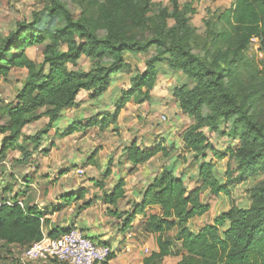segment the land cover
Segmentation results:
<instances>
[{"label": "trees", "instance_id": "16d2710c", "mask_svg": "<svg viewBox=\"0 0 264 264\" xmlns=\"http://www.w3.org/2000/svg\"><path fill=\"white\" fill-rule=\"evenodd\" d=\"M41 5L32 20L20 21L0 36V79H8L12 70L27 71L14 100L0 111V161L9 150L20 151L21 157L14 160L19 163H29L36 152L47 155L53 142L43 147V137L57 128L65 110L77 105L80 93L98 99L131 74L119 84L114 113L82 119L61 132L57 128L60 137L94 127L106 130L134 97L150 103L160 75L181 72L186 81L174 88V97L178 109L193 121L179 141L158 140L154 147L133 141L126 153L131 169H136L157 155L169 157L184 150L200 163L199 184L189 187L185 176L164 166L143 188L142 199L120 228L131 226L147 207L159 206V212L145 214L141 221L158 246L142 264H164L168 256L180 257L177 264H264V180L251 188L248 206L232 205L198 230L190 226L210 209L203 192L230 196L234 182L264 173V117L260 123L253 110L264 115V108H257L264 104V0H235L230 8L208 9L204 33L193 24L197 11L191 2L89 0L79 17L61 0ZM253 38L259 39L260 58L253 52ZM33 46L42 47L40 63L28 54ZM83 57L90 61L88 69L79 66ZM247 84L252 89L239 96L237 91ZM43 117L48 118L43 128L33 135L25 132ZM209 133L230 140V145L216 149ZM226 158L231 162L227 174L238 173L235 180L223 181L217 175L218 161ZM69 171L63 168L59 174ZM110 174L108 167L105 177ZM125 185L119 180L105 201L116 205L125 198ZM16 199L13 205L1 201L0 243L26 248L43 238L48 220L37 205L21 206ZM108 211L122 216L117 209ZM67 230H51L48 236ZM115 255L112 251L105 264Z\"/></svg>", "mask_w": 264, "mask_h": 264}, {"label": "rangeland", "instance_id": "374dc122", "mask_svg": "<svg viewBox=\"0 0 264 264\" xmlns=\"http://www.w3.org/2000/svg\"><path fill=\"white\" fill-rule=\"evenodd\" d=\"M49 1L50 0H0V36H6L10 30L15 28L18 22L23 21L25 19L32 20L33 13L42 9L41 4L49 3ZM61 1L63 2L64 5H67L71 9V11L74 13L76 17H79L83 13L84 5L89 0H61ZM197 1L199 4L198 6L199 10L197 11L196 15L193 16V24L196 25L201 30V33H204L205 27L203 23V17L206 15V12L209 8L216 9L218 7L217 0H197ZM56 24H57V20L55 21L54 25ZM259 47H260V43L258 39V41L256 40V44L253 43V52L256 53L258 58H260L261 56L260 53L258 52ZM28 54L36 63H40L43 61V50L41 46H33L32 48H29ZM131 59L133 62L135 61L134 58ZM142 59L143 57L141 58V60ZM90 65H91L90 61L85 57H83L79 62V66L84 69H88ZM26 75H27V71L25 69L24 70L18 69V70H12L8 79H0V111L9 102L14 100L17 92L21 88L22 81L24 80ZM130 76L131 74L129 73L125 74L121 79L115 82V84L108 90V92L103 97L97 99L96 103L98 104L96 106H100L97 109L105 112L102 115L112 114L115 112V103L118 99V96L121 95L119 84L120 82L129 80L128 78H130ZM184 81H186V78L181 72H174L171 70H167L166 75L159 76L155 90L152 93L150 103L144 102L145 105L143 106L140 105L139 107V103H141L140 101L142 100V97L136 96L133 99H131L129 103H127L128 107L126 108V110H122L119 113L116 124L109 126L106 131H100L94 129L92 133L85 135L81 134L82 135L81 137L82 138L84 137L83 140L79 138L80 136H78L77 139L81 141L80 143L77 142V144H80V147L83 148L84 151L82 150V152H80L81 151L80 150L79 151L80 153L78 154H81V156L80 155L77 156L79 158H85L87 154L91 153L94 157L100 151H103L104 154H107L108 152L112 153L113 149L119 152L120 149L129 146L133 141H137L138 144L141 145L145 144L148 146L150 144L149 147H154L156 145V141L158 140L163 141L164 144H167L169 140L175 139L176 141L177 140L179 141V138L183 130L193 121L188 115L183 114L178 109L176 104V99L174 97V88L177 85H180ZM188 85L192 86L193 82L188 81ZM243 87L244 89H242L241 91L239 90L237 91L238 95L241 97L243 95H246L248 92H250V90L252 89V85L247 84ZM87 96L88 94L86 95L81 94L80 99L85 100L87 99ZM148 103L156 104L157 106L161 105L162 107L160 108L156 107L155 110L151 106H148ZM257 108H258V112H260L262 108H264V104H259ZM153 110H155L156 113H153ZM253 110H254L255 118L258 119L260 123H263L262 117H264V115L259 116L260 114L257 115L255 113L256 112L255 108H253ZM57 122H61V121L58 120ZM46 124H47V119L45 120L42 119L38 122H34L25 128V132L27 134L33 135L41 128H43ZM53 132L54 131L51 130L49 132V135L51 136L48 135L47 137L46 136L43 137V147L50 146L51 140H54V138L53 139L51 138L53 137ZM98 139L102 140L101 142H106L105 145L99 146L98 144L100 141ZM209 139L216 149H221V150H224L226 146L230 145L231 143L230 140L227 139L226 141V138L219 139L217 138V135L211 133H209ZM74 143L75 140L72 137H69L67 140H65V144H67L71 148H73ZM110 146H112L111 147L112 149H110ZM94 148H95V152L92 153ZM62 150H63V146L60 148L56 144L55 148H53L50 154L47 155L48 157L45 156L46 157L45 158L44 156L41 157L39 156L36 158V161L33 164L28 166L18 165L13 163V159H14L12 157L13 153H11V156L6 157L5 159L7 161V164L0 165V204L2 200L10 201L11 200L10 198L14 199L15 201L16 198L13 197L15 193H20L19 194L20 198L23 200L24 204L26 205L36 204L37 206H39L43 202H46L45 204L54 203L55 200L58 199V197L56 195L51 196L53 192L62 191L64 188L68 189L69 185L74 186L75 184H79V186L80 185L84 186V184L88 185V188L87 187L85 188L83 187V188L87 189V191L90 193L91 190L90 187L92 185L89 184V180L91 181L93 179L91 175H94L96 173V171L92 172L91 168L88 170L84 168L90 165L89 164L90 157L87 158L86 162L82 160L80 162L79 160L81 167L83 168V170H85V173L77 175L75 170L73 171V169L78 168V164H74L73 163L74 161H70L68 157H65L66 163H64L63 165L60 164L58 160L56 161L57 159L56 154H58ZM209 155H211L210 152ZM121 156H122L121 154H118V157L114 156L115 158L113 157L111 159L113 163L112 164L109 163L108 166L114 167L115 169H119V170L124 169L125 168L124 164L120 163V160H122ZM149 164L153 168L151 169V172L155 175V177L158 175V173L161 171V169L164 166H167L171 169H174V171L177 174L185 176L189 187L192 188L199 184L198 172H199L200 163L195 161L192 158L191 154L184 152V150L182 151L178 149L176 152L172 153L171 156L169 157L157 155L155 158L152 159V161ZM230 166H231V162L227 158L222 159L217 163V175L223 181H226L229 177L230 179L235 180V176L238 174L237 172H234L233 174L228 175L227 170L228 168H230ZM62 168H69L70 170L69 175L63 174V178H60L59 180L56 178L57 182H54L51 179H49L51 181H47L46 178L48 177L47 175H49L48 173H52L55 177H57L58 175H60L59 172ZM131 168L132 167H126L128 172H130ZM139 168L140 167H138L136 170L131 169V171L134 173L133 175H135L136 177L134 179L133 177L130 179L131 189L134 187L133 186L134 181L137 182L139 180L138 178H140L141 180L148 178L146 177L148 171L142 169V171L139 172ZM147 169H149V167H147ZM25 170H27V172L29 171V173L25 174L24 173ZM103 173L104 172H101L99 181L105 184L104 185L105 188V186L108 184L103 178L104 175ZM38 177L41 178L40 184L36 182L38 180ZM27 178L28 179L30 178L33 181V184L35 182L36 184H39L37 185L35 190L33 189L31 190L32 187H26L25 185L26 183L31 184L29 181H26ZM19 179L20 181H22V183H20L18 187V185H16L13 182L15 181L19 182L18 181ZM262 180H264V173H260L255 177L248 176L245 177V179L240 182H234V184L232 185V193L230 196H226L224 194L215 195L209 190L203 192L201 197L204 202L210 205V209L202 216L196 217L195 219L191 220L190 226L193 229L195 228V230H197L196 228L200 229L207 222H212L216 215H218L224 210L229 209L232 205L248 206L250 204L251 188L255 184L261 182ZM50 184L52 185L51 187ZM130 188L127 190H130ZM26 189L27 191L24 192ZM44 189H47V192H45ZM24 195H27V197L24 198L23 197ZM78 195L79 192L69 193L63 196L61 200L63 201L68 200L72 202L74 201L75 198L78 197ZM103 200H105V197L103 198ZM136 202L138 201L135 200L134 198H129L125 196V198L120 199L116 205L109 204L111 209L113 210L117 209L119 213H122V216L120 218H117L118 215H116V213H111L109 211L106 212V215L108 214L107 216H111L113 222L116 220H121V224H120L121 226L122 221L128 215V211L125 210H129V212L133 211L134 204ZM154 207L155 206L151 207L152 210H159V209H155ZM148 208L150 207H147L146 210H149ZM68 211L70 210L63 209L53 222L51 221L52 219H47V220H50L51 224L61 223V220L67 216ZM45 212L48 213L47 210H45ZM144 219L145 217L143 218L142 216L140 220H144ZM133 224L134 223H132L131 226L125 227V229L118 227L114 229V234L112 236L111 239L112 241L110 244L112 250H115L116 248L115 243L117 242V238L122 239L128 232H130L133 229L134 227ZM46 228L47 227H45V231ZM170 234L172 236H175L174 234L176 233H170ZM20 249L21 248L17 245H11V244L8 245V244L0 243V254L2 256L0 260V264L14 263L15 260L18 259L21 253ZM145 254H146V249H145Z\"/></svg>", "mask_w": 264, "mask_h": 264}, {"label": "crops", "instance_id": "0c3cea01", "mask_svg": "<svg viewBox=\"0 0 264 264\" xmlns=\"http://www.w3.org/2000/svg\"><path fill=\"white\" fill-rule=\"evenodd\" d=\"M155 1H161L163 3L168 2V0H155ZM179 1L181 3L191 2L193 4L192 5L193 8H195L196 11L199 10L198 9L199 4H198L197 0H179ZM234 2H235V0H217V6H218L217 8H230L231 6H233ZM196 13L194 14V16L196 15ZM21 70H24V69H21ZM107 92H105L101 97H103ZM81 94L86 95L85 93H80L78 96L77 105H75L72 108L65 110L62 114V117L59 119L61 122H57L56 127L59 129L60 132L63 131V129H66L67 127L71 126L75 122H79L82 119L89 118V117H92V116L97 115V114H99V116L102 117L103 116L102 114L105 113L104 111L97 109L100 107V106H96L98 104V103H96L97 99H91V98H89V96H87V99L83 100V99H80ZM140 105L143 106V105H145V103L144 102L139 103V107H140ZM148 106H151L153 109H155L156 107H159V108L162 107L161 105L157 106L156 104H149V103H148ZM127 107H128V104L126 105V107L123 110H126ZM155 110H153V113H156ZM42 119L43 120L47 119V122H48V118L43 117ZM57 128L52 129L54 132H53V137H51V138L52 139L54 138V140H51V142H53V146H51L48 154H50L51 150L53 148H55L56 144L60 148L63 146V150L61 152H59L58 154H56L57 155L56 161L58 160L59 163L63 165L64 163H66L65 157H68L70 161H74L73 162L74 164H78V168L73 169V171L75 170L76 174L80 175V174L85 173V170H83V168L81 167V164H80L81 160L86 162L87 158L90 157L89 158V160H90L89 164L90 165H88L84 168L86 170L91 168L92 172L96 171V173L94 175H91L93 179L91 181L89 180V184L92 185L90 187V189H91L90 193L87 191V189H84L85 187L88 188V185H86V184H84V186L83 185L79 186V184H75L74 186L69 185L68 189L64 188L62 191H58V192L57 191L56 192L51 191V192H53V194L51 196L56 195L58 197V199L55 200L54 203L45 204L46 202H43L41 205L38 206V208L41 211L45 212V210H47L48 213L45 212L43 218L47 217L46 219H52L51 220L52 222L55 220V218H57V216L60 214V212L63 209L70 210V211H68L67 216L61 220V223L51 224L50 220H48L46 223L47 228H46L45 232L48 233L51 230H55V229L61 230L62 228H68L70 226H76L85 235L92 237L96 241H99V242H108V244L110 245L111 241H112L111 240L112 236L114 234V229L116 227L120 228L121 220H116L113 222L112 217L107 216L108 214L106 215L108 208H110V206H109L110 203H107L105 200H103V198L105 197L106 193L110 194L112 192L114 185L119 180L123 179L126 182V185H125L126 196L129 198H134L135 200H137L139 202L142 199L143 188H145L148 184H150L153 181V179L155 178V175L151 172V169H153V168L149 164L152 160H150L149 162H146L142 165L137 166V168L140 167L139 172H141L142 169H144V170L148 171L147 173L149 175L146 174V177H148L146 179L141 180L140 178H138L139 180L137 182L134 181V185H133L134 187L131 189L130 188L131 187L130 186L131 185L130 179L132 177H133V179L136 177H135V175H133L134 173L131 171V169H130V172H128L126 169V167H133V165L128 161V158H127L126 148L128 146L120 149L119 152L116 151L115 149H113L112 153L108 152L107 154H104L103 151H100L94 157L91 153H89L86 155L85 158H79L78 156L79 155L81 156V154H78V153L82 152V150L84 151V149L80 147V144H77V142L80 143V141H81V140L77 139V137L80 136L79 138H81L83 140L84 137L82 138L81 134H83V135L89 134V133H92V131H94V129H97V130H100V129L98 127H94V128H90V129L85 130V131H77L74 134L66 136V137H60L56 134V131L58 130ZM106 130H100V131H106ZM30 135H32V134H30ZM2 136H3V134H0V145H1L2 138H3ZM49 136H51V135H49ZM69 137H72L75 140L73 148H71L67 144H65V140H67ZM57 140H58V142H57ZM99 141H100L98 144L99 146L105 145V143H106V142H101L102 140H99ZM117 146H119V145H117ZM148 146H150V144ZM47 147H49V146H47ZM111 147L112 146H110V149H112ZM105 151H106V148H105ZM94 152H95V148L93 149L92 153H94ZM117 152H118V154L122 155L121 156L122 160H120V163H123L125 168L122 170H119V169H115L114 167H111V170H112L111 175H109L108 177H105L106 170L109 167L108 166L109 163L110 164L113 163L111 159L114 156L118 157ZM11 153H13V156H12L14 158L13 163L18 164V165H25V166L33 164L36 161V158L39 156L40 157L41 156L48 157L47 156L48 154L46 155L42 152H36L33 155V160H31L29 163H19V162H14V160L19 159L21 157L20 151L9 150L7 152L6 157L11 156ZM79 160H80V162H79ZM105 161H107V162H105ZM69 163H71V162H69ZM4 164H7L6 159H4L3 161H0V165H4ZM147 167H149V169H147ZM27 170H28V168H27ZM27 170L24 171L25 174L29 173V171L27 172ZM135 170H133V171H135ZM97 171H98L99 175H98ZM75 172H73V173H75ZM101 172H104L103 178L108 184L105 186V188L107 187L106 190L104 188V185H105L104 183H103L104 184L103 186L97 185V182H101V181H99ZM69 173H70V171H69ZM69 173H68V175H69ZM48 174L49 175H47L48 177L46 178L47 181L53 180L54 182H57L56 178L58 180L60 178H63V175H58L57 177H55L52 173H48ZM65 176H67V175H65ZM49 179H51V180H49ZM18 181L19 182L15 181L13 183L18 185V187H19V184L22 183V181H20V179ZM26 181H29L31 183V184L26 183L25 184L26 187H32L31 190L32 189L35 190L37 185L40 184L41 178L38 177V180L36 181L39 184H36V182L33 184V181L30 178L29 179L27 178ZM92 181H93V183H92ZM51 186L52 185L50 184V187ZM129 188H130V190H127ZM52 189H53V187H52ZM44 190H45V192H47V189H44ZM26 191H27V189L24 192H26ZM4 192H6V191H4ZM51 192H49V193H51ZM75 192H79V195L77 198L74 199V201L71 202L68 200H65V201L61 200L63 198V196H65L69 193H75ZM16 194L18 196H16ZM19 194L20 193H15L13 195V197H16L17 201L21 200L23 205L25 206L26 204H24V202L20 198ZM89 195H92V196H89ZM23 197L25 198V197H27V195H24ZM10 199L14 200L12 198H10ZM28 205H36V204H28ZM28 205H26V206H28ZM68 207H70V208H68ZM154 208L159 209V210H152V208H148L149 210H144V212L138 213L134 222H133L134 223L133 229L130 232H128L122 239L117 238V242L115 243L116 248H115V250H113V251H116V255L108 262V264H142L143 258L145 257L146 254H148L152 251L158 250L155 235L148 234L146 232L144 233L143 228L141 226V221H143V220H140L142 218V216L144 218L145 214L160 211V207L155 206ZM125 211L129 212V210H125ZM196 229L198 230V228H196ZM194 230H195V228H194ZM145 249L149 250V252L146 254H145ZM179 260H180V257H178V256H174V257L168 256L165 258L164 264H177ZM17 263H18V260H15V262L12 264H17ZM33 264H44V263L36 262ZM48 264H50V263H48Z\"/></svg>", "mask_w": 264, "mask_h": 264}, {"label": "built area", "instance_id": "2783aa9c", "mask_svg": "<svg viewBox=\"0 0 264 264\" xmlns=\"http://www.w3.org/2000/svg\"><path fill=\"white\" fill-rule=\"evenodd\" d=\"M256 40L258 41V38H254L252 42L256 44ZM17 202L24 206L21 200ZM6 203L14 204L13 200H8ZM20 250L17 264L36 262L44 264H105L113 251L109 244L96 241L85 235L76 226L68 227L67 231L61 232L56 237L48 236L44 229V236L41 240ZM148 252L149 250L146 249V253Z\"/></svg>", "mask_w": 264, "mask_h": 264}]
</instances>
